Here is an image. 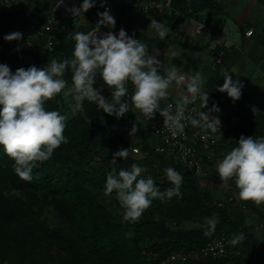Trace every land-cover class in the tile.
<instances>
[{
	"label": "trees",
	"instance_id": "obj_1",
	"mask_svg": "<svg viewBox=\"0 0 264 264\" xmlns=\"http://www.w3.org/2000/svg\"><path fill=\"white\" fill-rule=\"evenodd\" d=\"M4 1L0 0V63L8 64L13 72L19 67H44L52 59L71 58L75 41L68 33L89 32L98 20L99 10H96L95 16L85 14L84 23L77 25V16L62 18L61 24L45 27V20L54 15V5L49 0H26L21 8H9ZM119 1L111 12L116 19L111 30L115 32L123 27L129 35L135 33L148 46L150 54L154 49L175 43L182 48L199 49L198 44H189L177 37L180 31L177 25L188 19L203 24L205 31L213 30L209 43L200 49L211 47L216 35L223 33L224 21L219 16H223L224 7L218 0H170V9L164 7L162 11L157 6L142 11L132 6L130 0ZM165 10L170 12L165 15ZM150 14H155L157 21L166 16L165 25L172 31L165 39L135 27V20L148 21ZM250 28L261 32L257 22L248 20L241 24V35L247 37L246 31ZM101 29L110 30L105 26ZM16 31L23 34L21 40L4 39L6 34ZM233 48L218 43L210 49L216 71L206 76L204 91L209 92L211 103L220 108L215 114L222 119L223 128L222 134L217 133L216 150L201 144L200 140L198 144L193 142L203 153L206 172L202 176L155 151L161 140L153 133L154 119L147 120L130 101L129 111L119 119L88 101L84 102L83 113L74 112L69 116L64 98L67 89L47 101V110H57L67 116L64 135L68 142L55 149L50 159L37 164L30 182L16 174L13 159L0 146V264H162L175 253L185 258L167 264H264V225L260 233L256 231L257 225L264 224V210L252 201L241 200L231 190L216 198L213 186H200L201 177L214 181L215 186L222 183L215 164L238 146L241 134L264 136V112H253L254 100L248 98L235 104L226 92L217 90L224 83L223 74L232 67L228 61L233 57ZM222 51L218 62L216 59ZM222 67L226 69L224 73ZM71 77L69 69L63 77L68 81V88L72 87ZM95 87L103 88V94L111 100V90L99 75ZM128 87L132 94L131 83ZM133 122L138 124L139 131L130 136ZM135 145L141 148L139 156L132 151ZM121 148H127L129 156L117 157V163L112 164V154ZM133 163L148 164L150 176L161 191L174 187L164 172L167 167L174 168L183 176L182 198L154 199L138 222L123 221L124 211L115 213L100 194L105 193L109 171L127 170ZM230 181L239 193L233 180ZM245 208L251 209L256 217L250 219ZM214 217L218 218L215 229L205 235L209 231L207 219ZM240 233L245 239L231 244L230 240ZM222 237L230 251L227 256H201L200 251L209 242Z\"/></svg>",
	"mask_w": 264,
	"mask_h": 264
},
{
	"label": "clouds",
	"instance_id": "obj_2",
	"mask_svg": "<svg viewBox=\"0 0 264 264\" xmlns=\"http://www.w3.org/2000/svg\"><path fill=\"white\" fill-rule=\"evenodd\" d=\"M63 3L64 0H56L55 8ZM105 3L106 0H100V7L105 10L97 12L98 20L93 30L68 33L75 41L71 58L52 59L44 67H19L15 72L8 64L0 63V146L13 159L14 170L22 180L30 182L37 164L50 159L55 149L68 142L64 135L67 116L45 108L47 101L65 89L75 101L73 112L83 113L84 102L88 101L107 115L119 119L129 111L128 100L124 98L129 96L128 86L131 83L134 91L130 100L134 107L150 120L159 113L173 137L184 133L185 121L204 130L203 140L209 138V131L221 133V120L218 115H213L221 110L215 103L208 106L209 92L204 91L205 77L199 72H181L176 66L161 74L162 61L149 53L148 46L137 39L135 33L129 35L123 27L118 33L111 30L116 25V19ZM95 4L96 0H82L78 7L73 6L66 11L77 16ZM150 25L161 40L167 37L169 29L163 22L153 18ZM101 26L110 30L98 35ZM22 38L23 34L19 31L4 36L7 41ZM222 55L220 52L221 57L218 59H222ZM69 69L72 70L71 88H68V81L63 78ZM229 73L226 71L223 74L224 83L218 85L217 90L226 92L235 102L241 98L245 85L239 79L234 80ZM97 75L111 90V100L103 94V88L95 87ZM174 82L177 86L185 87L186 92L175 100L174 108L172 104L161 108V101L168 96V89ZM196 99L201 101L200 110L195 116L187 115L189 105ZM202 108H207V111H201ZM138 131V124L133 122L129 135ZM128 156V149L121 148L112 154L111 163L116 164L117 157L127 159ZM216 169L222 181L234 180L241 200L252 201L257 206L264 204V136L241 134L238 146L217 163ZM146 171V168L133 163L127 170L121 168L117 172L112 169L107 173L105 195L116 192L124 209L125 222H138L154 199L166 201L173 197L182 198L181 173L172 167L165 168L167 179L174 187L161 191L152 176L142 175ZM215 224V220L207 219L209 231L205 235L214 231ZM244 239V234L240 233L230 243L235 245Z\"/></svg>",
	"mask_w": 264,
	"mask_h": 264
},
{
	"label": "rangeland",
	"instance_id": "obj_3",
	"mask_svg": "<svg viewBox=\"0 0 264 264\" xmlns=\"http://www.w3.org/2000/svg\"><path fill=\"white\" fill-rule=\"evenodd\" d=\"M26 0H5L4 4L7 5L9 8L16 7L21 8ZM82 2L81 0H76ZM263 0H218V2L224 7V14L223 16H219V20L223 18V33H218L212 46H215L217 43L223 42L227 43L226 35L235 37L236 40L241 39L239 34L241 24L244 21H255L257 22V26L261 32L264 33V3ZM51 5H54L56 0H49ZM168 2V0H167ZM159 11L163 10L162 6H159ZM170 12V10H165V15ZM215 16V15H214ZM77 19V25L84 23L86 21V15L80 14ZM155 17V14H150L148 21H141L140 19L135 20L134 25L140 30H146L149 35L151 36H159L157 31L151 27V19ZM216 19V17H214ZM155 19V18H154ZM166 16H163L160 19V22L165 24ZM145 21V22H144ZM166 26V25H165ZM120 29V28H119ZM118 29L115 30L118 33ZM210 32H207L209 34ZM36 36V35H34ZM207 39L204 37L202 41L198 44L197 49H187L182 48L178 44H169L161 47L160 49H154L152 51L153 55H156L159 60L162 61L161 65V74H164L167 69L172 66H176L180 69L181 72L188 73V74H195L196 72L201 73L205 77V82L207 80V75H212L216 71L215 66V59L214 55H211L209 50L200 49V47L205 44ZM29 46V43L27 44ZM26 46V47H27ZM227 46H229L227 44ZM235 52L232 56H236L237 65L233 71H229V75L232 78L239 79L244 83V88L242 89V96L238 101H235V104H240L243 101L247 100H254L256 102V106L253 108V112L257 114L258 112H264V71L260 69L258 65L250 60L244 63L245 56H239V49L236 48ZM19 54H22V50L19 51ZM221 57V56H218ZM217 57V61L219 60ZM247 60V59H246ZM245 60V61H246ZM261 63V62H260ZM225 67V66H224ZM224 67H222L224 69ZM225 70L222 71L224 73ZM175 83V82H174ZM173 83V84H174ZM183 87V86H182ZM64 98L65 104L69 108L68 114L72 116L74 112L72 108L74 106L73 103V96L68 92V89L64 91ZM211 96L209 94V101L208 106L211 107ZM169 98L166 97L165 100ZM232 101V99H231ZM233 102V101H232ZM234 103V102H233ZM201 111H207V108H202ZM139 116H141L139 114ZM139 156V155H136ZM224 157V156H223ZM222 157V159H223ZM221 159V160H222ZM220 161V160H219ZM217 161V163L219 162ZM217 163L215 166H217ZM149 165L144 164L141 167L147 169V171L143 174L150 175L151 170H149ZM235 184V183H234ZM200 186H213L214 195L216 198L222 195L225 190H231V192L237 196L238 190L231 185V181L228 180L227 182L222 181V183H218L215 186L214 181H210L207 178L201 177L200 179ZM101 198H104L106 204L109 206L111 210L115 213H122L124 209L121 207L120 203L117 202V194L113 192L111 195H105V193L100 194ZM257 208L264 210V204L257 206ZM245 212L247 216L252 219L256 217V214L252 212L251 209L245 208ZM212 220L217 221L218 218L214 217ZM257 233H260L261 228L256 229Z\"/></svg>",
	"mask_w": 264,
	"mask_h": 264
},
{
	"label": "built area",
	"instance_id": "obj_4",
	"mask_svg": "<svg viewBox=\"0 0 264 264\" xmlns=\"http://www.w3.org/2000/svg\"><path fill=\"white\" fill-rule=\"evenodd\" d=\"M130 1L132 6L139 8V10L142 11H148L150 8L156 6L157 7L162 6L163 8L166 7L167 9H170L171 7L170 0H168V2L155 1V0H140V1L130 0ZM81 3L80 1H76V0H64V3L60 7L55 8L56 5L55 2L53 6L54 15L52 14L47 20H45L44 26L49 27L51 26V24L54 23L61 24L62 18H73L79 16L80 14H92L93 16H95L96 10H99L100 12H103L105 10V8L100 7V0H96V4L93 8L89 9L85 13H80L77 16H74L70 11H66V9H71L73 6L78 7ZM119 3H120L119 0H106L105 7L110 9L112 12ZM203 27H204L203 24H199L197 27L198 32H200L203 29ZM253 32H254L253 28H250L249 30L246 31V36H251ZM221 53H223V51ZM130 96H131V92L129 90V96L125 97L124 99L131 102ZM168 104H172L174 108L175 101L164 99L161 101V108L166 107ZM200 108H201V101L200 99H196L194 103L189 105L186 114L195 116L196 113L200 110ZM213 115L216 114L213 113ZM220 120H221V129H222L223 122L221 118ZM185 124L186 127L184 129V133L182 135L173 137L171 132L164 126L163 117L159 113H157L154 118L153 133L155 137H158L161 140V143L155 147V151L160 154H163L169 160L174 159L178 162H181L182 164L191 168L195 174H199L202 176L206 172V168H204V163H203V153L201 149H199L198 147H196V145L193 144V142L198 144V140H200L199 142H201V144L203 143V145H206L207 147L211 145L213 146L212 150H216L218 132L211 133L209 131L208 132L209 138L207 140H203L201 137L205 134L204 130H202L199 127H193L190 124V122L187 121H185ZM128 139L130 140L131 138ZM132 151L134 155L141 154V148L138 145L132 146ZM208 157H210V155ZM263 225H264L263 223L257 225L256 229L259 227L262 228ZM229 252L230 251L226 247L225 237L216 238L212 240L207 244L206 247H204L202 251H200V253L202 254L201 256L212 255L216 257L227 256ZM182 257L183 259L185 258V256H183L181 253H175L169 258V260L162 262V264H167L170 261H176Z\"/></svg>",
	"mask_w": 264,
	"mask_h": 264
},
{
	"label": "crops",
	"instance_id": "obj_5",
	"mask_svg": "<svg viewBox=\"0 0 264 264\" xmlns=\"http://www.w3.org/2000/svg\"><path fill=\"white\" fill-rule=\"evenodd\" d=\"M197 24L198 23L196 21H194L193 19H188V20L184 21L183 23L178 24L177 26H178V29H180V31L177 33V37L187 41L189 44H192V43L199 44L200 41H202V38L205 37L207 39V41L205 44L202 45V46H205L206 44L209 43L211 35H213L212 34L213 30L206 29V31H205L203 29L201 32H198V29H197L198 25ZM166 27L168 28L167 25H166ZM170 31H172L171 28L169 29V32ZM207 32H210V33L207 34ZM239 34L241 36V39H239V40H236L235 37H231V36L226 35L225 37H226L228 42L224 43V44H226V45L228 44L229 46H233L234 47L232 49L233 53L235 52L234 50L236 48H238L239 53H240L239 56L241 57L243 55L247 59V60L244 59V63L247 61L250 62V60H251L256 65H258L261 70L264 71V33L255 31L252 34L253 36H249V37H245V36L243 37V35H241L240 31H239ZM220 43H223V42H220ZM215 46H211L205 50L210 51V49L214 48ZM197 50H199V49H197ZM201 51H202V49H201ZM232 54H231V56H232ZM219 60H221V59H219ZM228 64L232 65L230 71H233L235 69V66L237 65L236 56L231 57L228 61ZM223 70H226V69L224 68ZM185 92H186L185 87L177 86L174 83L168 89V96L167 97L173 98L176 100L182 93H185Z\"/></svg>",
	"mask_w": 264,
	"mask_h": 264
},
{
	"label": "water",
	"instance_id": "obj_6",
	"mask_svg": "<svg viewBox=\"0 0 264 264\" xmlns=\"http://www.w3.org/2000/svg\"><path fill=\"white\" fill-rule=\"evenodd\" d=\"M106 32H107L106 30H103V29L100 28V29H99V32H98V35H99V34L106 33Z\"/></svg>",
	"mask_w": 264,
	"mask_h": 264
}]
</instances>
